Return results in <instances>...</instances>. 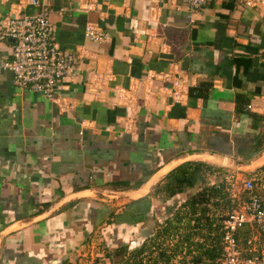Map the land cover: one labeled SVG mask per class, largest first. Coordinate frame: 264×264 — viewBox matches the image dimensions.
I'll return each mask as SVG.
<instances>
[{"label": "crops", "instance_id": "obj_1", "mask_svg": "<svg viewBox=\"0 0 264 264\" xmlns=\"http://www.w3.org/2000/svg\"><path fill=\"white\" fill-rule=\"evenodd\" d=\"M21 1L0 0V23ZM38 1L73 71L53 99L19 89L0 41V264H78L101 243L131 250L210 186L235 206L232 178L263 190L264 15L242 0H209L190 19L179 0H98L86 13L78 0ZM86 22L105 40L84 39ZM163 71L180 80L178 97L156 91ZM201 81L206 97L189 95ZM196 162L204 183L157 193ZM206 202L208 217L221 208Z\"/></svg>", "mask_w": 264, "mask_h": 264}, {"label": "built area", "instance_id": "obj_2", "mask_svg": "<svg viewBox=\"0 0 264 264\" xmlns=\"http://www.w3.org/2000/svg\"><path fill=\"white\" fill-rule=\"evenodd\" d=\"M97 1L78 0L76 9L84 13L93 11ZM179 1L186 7L190 19L209 0ZM242 5L249 9L256 6L264 9V0H242ZM27 7L28 13L20 12ZM50 12V8L38 0H23L12 5L9 15L0 23V41L13 40L10 59L1 63L3 69L11 72L12 84L53 99L61 78L73 71V55L58 46L55 28L49 21ZM83 38L99 43L105 40L106 34L95 23L86 22ZM154 78L160 82L156 91L178 97L182 84L176 76L163 71ZM94 80L105 83L109 76H95ZM237 191L242 196L240 201L225 211L218 221L221 251L216 264H264V188L258 190L252 179L245 178L240 181ZM243 232L247 235L239 244V235Z\"/></svg>", "mask_w": 264, "mask_h": 264}, {"label": "trees", "instance_id": "obj_3", "mask_svg": "<svg viewBox=\"0 0 264 264\" xmlns=\"http://www.w3.org/2000/svg\"><path fill=\"white\" fill-rule=\"evenodd\" d=\"M208 90L209 83L201 81L194 87H190L188 94L205 98ZM235 100L237 104L247 101L238 97ZM249 115L254 120L260 118L253 113ZM184 167L179 165L175 169L180 178L168 173L165 178L169 180L162 187H156L157 193L164 194L163 199L179 193L181 188H189L195 183H204L203 171L206 167L202 163H194L189 172ZM207 200H211L214 207L225 208L226 211L235 206L233 202V205H230V200L226 197L221 184L218 187L210 186L207 197L202 194H199L197 199L191 196L186 197L181 208L171 212L161 222L155 221L152 232L141 241L138 248L130 250L127 245L121 244L111 248L112 256L119 257L116 261L110 259L111 262L113 264H171L176 252H180L183 248L185 255L179 258L178 264H197L198 262L216 264L213 261H216L221 251L220 226L216 219L208 217ZM184 207H186L185 210ZM245 235H247L246 232L240 233L239 244H242ZM172 236H175L177 240L167 249L165 242ZM145 252L147 255L142 257ZM106 257L111 256L106 253Z\"/></svg>", "mask_w": 264, "mask_h": 264}, {"label": "rangeland", "instance_id": "obj_4", "mask_svg": "<svg viewBox=\"0 0 264 264\" xmlns=\"http://www.w3.org/2000/svg\"><path fill=\"white\" fill-rule=\"evenodd\" d=\"M251 10L254 11V13H256V14L260 13V14L264 15V9L259 7V6L251 8ZM233 181H234V183H233L234 184V186H233L234 192L231 191L230 194H234L235 193L236 194L235 196L238 197V198H235V201L237 202L236 205H237L242 196H241L240 193L237 192V189H238V186H239L238 180H234L232 178L231 183ZM230 199L232 200V201H230V205H233L232 202H233L234 198L231 197ZM212 211L213 212H211L209 217H212V218L216 219V222L218 223V221L220 220V216L224 214L226 209L225 208H222V209L214 208ZM175 240H177V238L175 236H172L168 241L165 242V245H166L167 249H169L170 246H172L174 244ZM198 240H200V238ZM90 250L92 252H90ZM106 250L108 251V249L106 247H103L102 243L98 244V245H95L94 248H89V251L86 250L88 252V254H86V256H82L81 257V261L82 262H79L78 264H113L110 259H112V261H116L117 260L116 258H119V257L112 256V251L109 250L108 252H109L111 257H107L108 260H105ZM101 251L103 253H105V255H103V253H100ZM184 251L185 250L182 248L180 250V252H176V256H174V258L172 259L171 264H178L179 258H181L183 255H185ZM90 253L92 255L89 256ZM146 255L147 254L145 252V254H143L142 257H145ZM213 262L217 263L215 260Z\"/></svg>", "mask_w": 264, "mask_h": 264}, {"label": "water", "instance_id": "obj_5", "mask_svg": "<svg viewBox=\"0 0 264 264\" xmlns=\"http://www.w3.org/2000/svg\"><path fill=\"white\" fill-rule=\"evenodd\" d=\"M7 41L12 42L13 40L11 38H6Z\"/></svg>", "mask_w": 264, "mask_h": 264}]
</instances>
